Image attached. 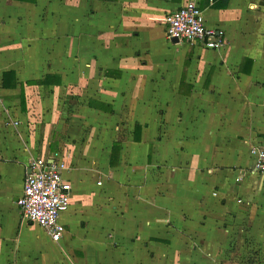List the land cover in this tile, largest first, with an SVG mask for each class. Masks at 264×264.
<instances>
[{
  "label": "crops",
  "instance_id": "obj_1",
  "mask_svg": "<svg viewBox=\"0 0 264 264\" xmlns=\"http://www.w3.org/2000/svg\"><path fill=\"white\" fill-rule=\"evenodd\" d=\"M185 1L0 0V264H264V0H199L215 49L168 39ZM56 155L60 241L18 205Z\"/></svg>",
  "mask_w": 264,
  "mask_h": 264
},
{
  "label": "built area",
  "instance_id": "obj_2",
  "mask_svg": "<svg viewBox=\"0 0 264 264\" xmlns=\"http://www.w3.org/2000/svg\"><path fill=\"white\" fill-rule=\"evenodd\" d=\"M168 39L215 49L225 45L217 29L208 27L199 0H186L178 9L165 17ZM253 152L257 155L255 171L264 175V138ZM65 160L57 155L51 158L36 157L29 165L23 193L18 205L23 219L43 227L54 241H60L65 225L61 216L70 209L72 183L64 175L68 169Z\"/></svg>",
  "mask_w": 264,
  "mask_h": 264
},
{
  "label": "rangeland",
  "instance_id": "obj_3",
  "mask_svg": "<svg viewBox=\"0 0 264 264\" xmlns=\"http://www.w3.org/2000/svg\"><path fill=\"white\" fill-rule=\"evenodd\" d=\"M82 138V137H81ZM78 140V139H77ZM81 139H79V141H80ZM76 142V141H75ZM68 146L66 145V148H67ZM82 148L83 146L80 144L77 148ZM80 148V149H81ZM61 151H63V150H61ZM83 151V148L81 149V151L80 152H82ZM29 229H30V236H31V238H32V240H34V241H39V245H43V242L45 241V240H48L49 238H48V235H47V233L45 232V234H43L40 238H38L37 237V230H35V228H33V227H29ZM24 232H27V231H24ZM29 239H30V237H28L27 238V236H26V238H25V243H28L29 242ZM41 252L40 253H34V254H32V253H30L29 254V257H30V264H53V262H56L55 261V259H50L49 261H46V259L45 258H43L42 259V257H41ZM31 259H32V262H31Z\"/></svg>",
  "mask_w": 264,
  "mask_h": 264
},
{
  "label": "trees",
  "instance_id": "obj_4",
  "mask_svg": "<svg viewBox=\"0 0 264 264\" xmlns=\"http://www.w3.org/2000/svg\"><path fill=\"white\" fill-rule=\"evenodd\" d=\"M50 78H49V76L46 77L45 81L48 82ZM10 79H12L13 82H9ZM2 85L4 87H10L11 85L12 86L16 85V75H15V73L14 72H11V71L10 72H5L3 74V82H2ZM140 128H141V126L136 125V129H140ZM136 140H139V139L136 138ZM120 148H121V143L119 141H116V142L113 143L112 153H111V159H110V164L112 166L116 165V163L118 162Z\"/></svg>",
  "mask_w": 264,
  "mask_h": 264
},
{
  "label": "water",
  "instance_id": "obj_5",
  "mask_svg": "<svg viewBox=\"0 0 264 264\" xmlns=\"http://www.w3.org/2000/svg\"><path fill=\"white\" fill-rule=\"evenodd\" d=\"M172 41L176 43V42H179V39L178 38H173Z\"/></svg>",
  "mask_w": 264,
  "mask_h": 264
}]
</instances>
